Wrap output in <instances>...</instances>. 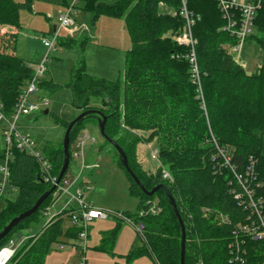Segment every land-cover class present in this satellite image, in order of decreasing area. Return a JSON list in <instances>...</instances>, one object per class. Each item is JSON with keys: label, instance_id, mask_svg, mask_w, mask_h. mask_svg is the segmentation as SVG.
Returning <instances> with one entry per match:
<instances>
[{"label": "trees", "instance_id": "obj_1", "mask_svg": "<svg viewBox=\"0 0 264 264\" xmlns=\"http://www.w3.org/2000/svg\"><path fill=\"white\" fill-rule=\"evenodd\" d=\"M82 2L92 25L101 15L122 19L130 47L124 55L121 81L95 79L80 63L73 68L68 84L72 104L81 111L95 109L87 106L89 97L104 98L105 110H97L106 116L105 135L122 148L129 168L147 190L158 184L166 186L185 228L184 264H232L227 244L250 208L246 207L245 196L235 197L243 193V188L236 183L231 167L242 173L254 161L258 186L251 183L249 189L264 195V2L254 18L255 33L249 36L258 43L263 60L254 72L246 73L220 49L236 39L222 30L224 20L216 1L188 0L187 8L195 17L192 35L198 82L192 77L187 58L189 46L174 39L184 24L178 12L179 0ZM160 3L170 11L165 13ZM31 5L32 0H0V29L9 26L18 31L20 11L30 10ZM17 34L10 30L0 34V102L6 115L32 76L31 63L15 53ZM86 39H66L59 44L72 47V43L83 44ZM57 86L52 82L48 85ZM92 115L97 117L88 114L71 130L70 156L78 130ZM134 132H144L146 139L155 142L158 160L154 170H145L136 161ZM47 146L42 151L35 149L48 160L49 175L57 176L63 160L62 143L59 147ZM218 150H223V155ZM113 151L126 175L129 193L138 199L137 213L123 215L144 225L143 242L129 256L146 253L155 264H180V226L165 191L160 188L151 196L144 194ZM4 153L0 149V157ZM10 154L7 183L18 193L15 201L0 210V231L52 186L42 177L37 157L14 146ZM164 168L171 180L162 177ZM52 192L31 216L0 240V248L8 244L15 230L25 232L35 224L38 215L52 203ZM150 204L155 211H149ZM64 218H68L64 213L57 214L29 236L9 264H43L57 237L77 238L76 226L63 228ZM257 245L251 238L246 240L243 264L261 262V254L254 250Z\"/></svg>", "mask_w": 264, "mask_h": 264}, {"label": "rangeland", "instance_id": "obj_2", "mask_svg": "<svg viewBox=\"0 0 264 264\" xmlns=\"http://www.w3.org/2000/svg\"><path fill=\"white\" fill-rule=\"evenodd\" d=\"M69 8L71 9L69 16L74 25L60 28V16L66 14ZM160 9L166 13L169 7L160 3ZM89 20L90 13L84 9L82 0H32L30 10L20 11L21 28L17 34L15 53L31 63L41 62L45 55L47 60L46 72L41 80L43 85L37 87L33 96L39 103L40 110L19 117L15 120L14 126L17 133L27 136L32 145L40 151L48 147L47 145L61 146L65 123H69L82 112L81 108L72 104L71 90L68 87L73 68L80 63L84 65V72L95 79L121 81L123 78L124 55L130 47V38L124 21L104 15L98 17L93 25ZM53 27L55 32H52ZM10 28L9 26L1 28L0 34L5 30L11 31ZM70 28L74 29L71 33ZM252 33H255V28ZM54 34H57V40L47 51L42 45V40L51 41ZM84 38L88 39L83 44L72 43V47L59 44L66 39ZM237 44L239 48L234 50ZM221 47L226 57L233 60L246 73L254 72L262 63L261 49L253 37H248L240 43L237 40L234 43H224ZM51 82L58 86L48 87ZM103 99L90 96L87 106L95 109L106 108ZM45 110L47 113H44ZM4 128L3 124L0 125V149L4 148L5 144L2 136ZM86 134L90 139L83 148V158L75 155L80 151L75 143L70 146V164L66 173L78 175L83 164L84 169L79 177L85 184L73 188L82 193V201L85 204L102 210L106 216L87 223L84 241L57 237L58 242L51 243L43 264H78L82 257L85 264H155L153 258L146 253H133L129 256L133 249L141 246L143 238L136 228L126 222L128 220L121 221L119 225L116 216L137 213L138 199L129 193L124 170L117 164L111 145L105 143L99 133L97 117L92 115L84 120L78 135ZM134 134H137L133 136L136 161L143 169L154 170L157 164L155 159L151 158V154L156 151L155 142L146 139L147 135L144 132ZM157 154L156 151V159ZM2 164L4 157H0V165ZM166 168L164 169L171 177ZM17 193V188L6 183L0 192V210L8 202L15 201ZM66 200L67 196H60L47 212L38 215L30 230L26 233L23 230H15L12 239L19 241L26 235L32 236L55 213L64 208ZM75 205L72 204L73 207ZM152 205L150 204L148 208L153 209ZM69 225L66 218L62 219L64 228ZM75 231L77 233L78 229L75 228Z\"/></svg>", "mask_w": 264, "mask_h": 264}, {"label": "built area", "instance_id": "obj_3", "mask_svg": "<svg viewBox=\"0 0 264 264\" xmlns=\"http://www.w3.org/2000/svg\"><path fill=\"white\" fill-rule=\"evenodd\" d=\"M74 1V0H73ZM217 7L221 13V17L224 20L222 30L230 33L235 37L238 43L246 40L251 34L254 28V18L257 11L261 8L264 0H215ZM180 6L178 12L184 20L182 29L174 37L178 44L189 46V53L187 54L188 61L191 65L192 77L194 81L198 82V70L196 66V56L194 51V39L192 35V25L195 22V17L192 12L187 8L188 0H179ZM71 9L69 8L66 14L60 16V28L71 27L74 25L73 20L69 14ZM198 19V17H197ZM74 29L70 28L71 33ZM55 32V31H54ZM57 40V34L53 35L51 41L46 39L42 40V45L49 51ZM239 48L237 44L234 50ZM47 55L44 56L41 62L30 64L32 68V76L26 85L22 88L13 110L6 115L3 110V105L0 102V124H4L3 138L6 146V152L4 153V164L0 165V172L2 173L1 189L5 186L9 176L8 160L9 150L12 146L19 150H24L28 154L33 155L39 159L40 168L42 170V177L45 181H48L54 189L52 192L53 200L58 199L60 196H67L66 204L64 208L55 213L49 221L59 213H64L72 225L76 226L77 240L84 241L86 238V225L88 222L97 219L104 218L106 213L100 209L93 208L91 205H87L82 201V193L78 189H73L74 183L79 178L82 169H80L78 175H74L70 172L66 173L65 170L58 184H56L57 176L49 175V163L44 156L38 152L34 145L30 142L29 138L25 135H21L16 132L14 122L19 117L29 115L31 113L40 110V105L33 98L39 82L42 80L44 73L46 72ZM244 65V63H243ZM90 139L89 135H77L75 138V146L80 151L75 155L83 156L82 150L85 143ZM94 139H92L93 141ZM223 155V150H218ZM156 152V151H155ZM155 152L151 154L152 159H156ZM228 164V159L224 161ZM254 161H250L243 170L242 173H238L231 167L234 179L236 183L243 188V193H236L235 197H246V207L250 208V212L247 214L246 220L243 223L237 225L232 233V238L228 241L227 249L229 256V263L243 264L244 256L246 253L245 243L248 238H251L257 242V247L254 248L255 252L261 254V262L264 264V195L256 194L253 189H249L251 183H256V175L254 174ZM74 175V176H73ZM162 177L164 179L171 180V177L167 172H163ZM257 184V183H256ZM67 186V187H66ZM258 186V184H257ZM52 200V201H53ZM71 202H75V206H71ZM50 207H46L43 212H47ZM141 214V213H140ZM117 218L128 222L133 225L139 233L144 230V225L141 222L134 223L129 217L122 214H117ZM47 221L45 224H48ZM28 237H23L19 241L10 239L8 244L0 248V264H9L12 258L15 256L18 249L26 242ZM78 264H85L82 257ZM199 264H202L201 262Z\"/></svg>", "mask_w": 264, "mask_h": 264}, {"label": "water", "instance_id": "obj_4", "mask_svg": "<svg viewBox=\"0 0 264 264\" xmlns=\"http://www.w3.org/2000/svg\"><path fill=\"white\" fill-rule=\"evenodd\" d=\"M44 113H47V111L45 110ZM88 114L97 115V124H98L99 133L116 150V152L118 154V159H119L120 164L125 168V170L128 172V174L130 175L132 180L139 186L140 190L143 191L144 194H146L147 196L153 195L160 188L165 191V195H166V197L168 199L169 204L172 207L173 213L175 214V217H176V219L178 221V224L180 226V252H179L180 259H179V262H180V264H184L185 228H184L182 219H181V217H180V215L178 213V210H177V207H176V204H175V201H174L173 197L171 196V194L167 190L166 186L163 185V184H158V185L152 187L150 190H147L140 183V181L138 180L136 175L129 168L125 152L122 150V148L114 140L108 138L105 135L104 126H105V122H106V116L104 114H102L101 111H99L97 109L84 110V111L80 112L75 118H73L68 123L67 127L65 128V131H64V134H63V138H62L63 160H62L61 168H60V170L58 172V175H57L56 184L59 183L62 175L64 174L65 170L67 169V167L69 165V158H70L69 143H70L71 130L73 129V127L75 125L80 123L82 121V119ZM263 153H264V151H263ZM54 188H55L54 185L51 186V188L49 190L45 191L34 202V204L29 209H27V210L19 213L18 215L14 216L13 218H11L9 220V222L0 231V240H2L4 237H6L20 221H22L25 218L31 216L36 211V209L41 205V203L44 201V199L49 195V193H51V191Z\"/></svg>", "mask_w": 264, "mask_h": 264}, {"label": "crops", "instance_id": "obj_5", "mask_svg": "<svg viewBox=\"0 0 264 264\" xmlns=\"http://www.w3.org/2000/svg\"><path fill=\"white\" fill-rule=\"evenodd\" d=\"M48 10V9H47ZM35 12V11H34ZM11 29V31H13L14 33H18L19 34V31H16L14 28H10ZM55 31V27H53L52 28V32H54ZM22 57V56H21ZM26 60V59H25ZM30 62V61H29ZM31 63V62H30ZM31 64H34V63H31ZM0 125H2V123L0 124ZM3 126L5 127V125L3 124ZM3 130L4 129H2V136H3ZM3 150H4V152H6V146H5V144H4V148H2ZM9 153H10V150H9ZM82 155H83V150H82ZM9 156H11V154L9 155ZM82 158H83V156H82ZM69 164H70V158H69ZM80 169H84V166H83V164L81 165V167H80ZM72 173V172H71ZM72 174H74V173H72ZM75 175V174H74ZM73 175V176H74ZM83 184H85L84 182H83V180H81V177H79V178H77V180L75 181V183H74V186L77 188V187H81V185H83ZM74 189V188H73ZM136 198V197H135ZM57 200V199H56ZM56 200H53L52 201V203H50L48 206H46V207H50L51 208V206L53 205V203L56 201ZM73 203H75V202H71V206H72V204ZM152 207H153V205H152ZM137 208H138V205H137ZM149 211H155V206H154V208L153 209H150L149 208ZM67 220L69 221V219L67 218ZM116 220H117V223H118V221H120V223H121V221L123 222V220H121L120 218H117L116 217ZM49 221V220H48ZM69 226L67 227V228H69L72 224H71V222L69 221ZM120 225V224H119ZM131 225V224H130ZM133 226V225H132ZM134 227V226H133ZM64 228V227H63ZM135 228V227H134ZM30 230V229H29ZM28 231V230H27ZM27 231H25V233L27 232ZM140 235L142 236V233H140ZM27 236V235H26ZM25 236V237H26ZM72 239H76L75 237L74 238H72Z\"/></svg>", "mask_w": 264, "mask_h": 264}]
</instances>
